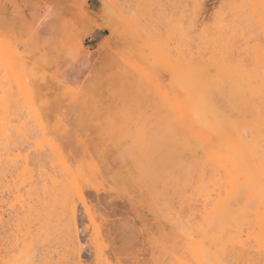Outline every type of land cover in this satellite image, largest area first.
<instances>
[{"label":"rangeland","instance_id":"1","mask_svg":"<svg viewBox=\"0 0 264 264\" xmlns=\"http://www.w3.org/2000/svg\"><path fill=\"white\" fill-rule=\"evenodd\" d=\"M242 1L0 0V38L5 39L0 97L5 91L7 106L0 116L9 133L20 129L42 141L44 129L68 169L65 174L50 163L46 146L34 153L33 144H24L29 148L23 154L29 160L40 155V166H31L22 177L6 170L10 194L31 201L39 211L32 253L23 254L20 264H42L65 254L59 229L71 206L82 243L81 264L186 260L199 221L194 204L221 182L214 180L205 150L186 145L185 138L191 139L184 130L163 131L167 119L157 100L173 77L163 69L152 71L146 44L150 40L152 52L161 46L175 58L184 22L195 18L197 37L210 35L221 21L228 28L237 19L231 27L233 54L250 62V48L261 49L264 30L245 14L231 13ZM118 17L130 19L131 29L106 22ZM16 81L25 85L24 91ZM27 101L36 106L42 127L30 116ZM233 119L241 120L239 111L233 110ZM137 126L141 139L133 142L129 137ZM13 203L6 195L0 209ZM14 246L9 237L1 254L12 255ZM231 254L223 264H259L238 250Z\"/></svg>","mask_w":264,"mask_h":264},{"label":"bare ground","instance_id":"2","mask_svg":"<svg viewBox=\"0 0 264 264\" xmlns=\"http://www.w3.org/2000/svg\"><path fill=\"white\" fill-rule=\"evenodd\" d=\"M248 3H259V0H243L241 5ZM239 10L240 8L234 6L231 13L234 16L239 13L245 14L244 18L247 17L256 25H261L259 15L254 10L251 12L246 8L241 12ZM236 20L231 21L228 28L221 21L210 35L202 32L197 37L193 36L198 30L195 26V18L184 22L179 46L175 48V58H172L169 51L161 46L155 53L152 52L150 46L152 41L150 40L146 44L148 57L152 64L151 69L154 72L163 69L172 77L171 70L176 67L197 69L203 66L208 71H214L215 66H222L227 59L233 63L228 66L226 78L239 88L234 97L233 110L239 111L241 120L232 125L231 131L237 138L236 150L241 155L238 160L230 161L216 153L217 146L215 144L206 142L205 146L201 147L205 150L208 161L211 163L214 180L221 182V185L203 191L194 204V214L199 221L195 224V238L187 244L186 260L182 264H223L224 259L231 256L234 250H238L250 258H256L259 264H264V187L261 185L259 175V134L257 133L252 138L251 145L241 142L244 136L243 132H250L254 126H258L260 120L257 111L259 103L250 99V93L260 84L258 73L261 49L256 46L250 48L248 57L253 67L250 71H245L243 69L244 60L240 55L236 57L233 54L235 33L231 27L237 22ZM258 43L260 44V42ZM16 85L20 91H24L22 87L25 85L22 82L16 81ZM245 89H247V93ZM34 102L36 103V100ZM194 103H198L195 97ZM26 106L35 124L42 127L41 116L38 114L36 106L34 107L29 101L26 102ZM37 109L40 110L38 107ZM6 110V92L4 91L0 97L1 115ZM187 125V128L180 126L179 130H184L192 139L193 130L200 128L201 125L191 108L187 115ZM42 134L43 140L39 141L36 134L20 129L9 133L5 121L0 116V207L1 203L6 201V195L15 201L9 207L5 205L6 209H0V264H20L23 254L32 253L31 241L36 236L33 232V226H35L33 222L38 220V207L31 205V201H26L20 195L10 194L7 180L6 170L15 173L17 177H22L31 173V166H40V155L36 154L35 159L29 160L30 155L23 154L22 150L26 148H22L24 144H29V146L33 144L34 153H38L41 148L43 150L42 146H46L49 150L47 152L52 156L50 163L59 167L61 172L68 173L66 161L64 162L60 155L61 149L59 150L54 142L46 138L48 135L44 129H42ZM229 173L233 178L228 177ZM51 183L56 186L58 181L53 178ZM35 187L37 188V186ZM79 196L81 197V194ZM52 201L56 202L54 198ZM65 212L59 229L61 238L66 244L65 254L61 257L56 255L59 258L52 260V257L42 264H81L82 243L78 234L76 209L74 206L67 207ZM9 237L15 242V246L13 254L5 257L1 252L5 250L3 247ZM105 264L107 263L105 262Z\"/></svg>","mask_w":264,"mask_h":264},{"label":"snow or ice","instance_id":"3","mask_svg":"<svg viewBox=\"0 0 264 264\" xmlns=\"http://www.w3.org/2000/svg\"><path fill=\"white\" fill-rule=\"evenodd\" d=\"M105 7L107 8L108 5H105ZM223 7L221 5V9ZM236 7L246 8L250 12L254 10L258 13L261 29L264 30V0H259V3H248ZM50 15L51 9L48 14H45L44 19L47 20ZM220 15L221 13L218 11L217 17L219 18ZM106 22L125 30L132 27V21L124 17L109 19ZM7 43L11 48V39H8ZM4 44L5 39L0 38V52L3 51ZM232 63L233 61L225 59L222 66H215L214 71H208L203 66L197 69L191 67L172 69L173 84L164 95L158 97L157 104L163 110L167 119V124L163 128L165 133L168 131L174 132L180 126L187 128V115L191 108L201 126L193 130L191 140L185 138L186 145L204 147L206 142L212 143L217 146L216 153L224 159L236 161L241 154L236 150L238 141L233 135L231 127L236 123L233 119L234 97L239 88L226 78L228 66ZM252 67L251 62H245L243 65L245 71H250ZM258 76L260 84L258 88L251 91L250 99L259 103L257 110L260 116L259 124L254 126L250 132L245 133L241 142L251 145L252 138L257 133L259 134V175L261 185L264 187V41L261 42ZM245 92L247 93V89H245ZM194 97L198 103H194ZM141 134L142 127L137 126L132 130L129 139L133 142L138 141L141 139ZM228 177L233 178L231 173L228 174Z\"/></svg>","mask_w":264,"mask_h":264}]
</instances>
